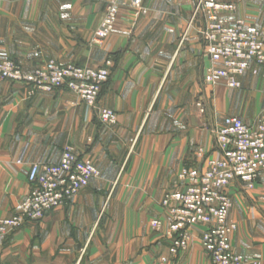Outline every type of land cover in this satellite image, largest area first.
I'll list each match as a JSON object with an SVG mask.
<instances>
[{"label":"crops","instance_id":"0c3cea01","mask_svg":"<svg viewBox=\"0 0 264 264\" xmlns=\"http://www.w3.org/2000/svg\"><path fill=\"white\" fill-rule=\"evenodd\" d=\"M112 1L120 4L115 31L97 44ZM197 1L145 0L148 14L138 16L122 0H0V52L26 73L49 61L102 68L112 59L98 104L118 115L117 125H105L67 88L32 96L28 85L0 79V219L29 194L32 165L59 164L67 147L101 171L43 221L12 232L0 264H211L204 227L188 251L170 255L162 202L184 189V168L205 169L200 152H214V133L227 117L259 124L264 66L242 76L240 90L206 84L212 63L200 26H189ZM238 1L240 13H264V0ZM229 195L234 252L264 264V176L250 192L233 183ZM155 219L165 223L161 234L151 227Z\"/></svg>","mask_w":264,"mask_h":264},{"label":"built area","instance_id":"2783aa9c","mask_svg":"<svg viewBox=\"0 0 264 264\" xmlns=\"http://www.w3.org/2000/svg\"><path fill=\"white\" fill-rule=\"evenodd\" d=\"M138 16H146L145 0H122ZM236 11L232 0H198L189 26L199 25L205 51L212 65L206 69L204 81L240 90V78L252 67L264 66V31L248 30L244 20L231 21ZM120 4H108L101 27L94 42L103 43L115 31ZM114 62L108 59L102 68L77 65L59 66L55 61L26 73L7 53L0 52V79L28 85L30 95L38 91L53 92L67 88L88 107L94 109L100 122L115 126L118 115L99 106L104 87L109 83ZM202 108V104H197ZM215 150L208 157L203 151L205 169L184 168L178 179L181 191L170 192L162 207L169 213L168 228L164 237L169 239V253L178 256L188 251L194 232L200 230L202 246L211 264H258L232 248V236L238 229L230 219L232 200L229 189L237 182L244 192L253 191L264 176V116L257 126L247 125L242 118L231 116L214 133ZM101 171L92 161L81 157L71 147L63 150L57 165H32L29 172L31 190L21 201L14 214L0 219V246L10 234L28 222L40 223L46 214L60 208L88 188ZM165 223L160 219L151 222L156 233H163ZM167 261V259H163Z\"/></svg>","mask_w":264,"mask_h":264},{"label":"rangeland","instance_id":"374dc122","mask_svg":"<svg viewBox=\"0 0 264 264\" xmlns=\"http://www.w3.org/2000/svg\"><path fill=\"white\" fill-rule=\"evenodd\" d=\"M232 1L236 6V11L234 13L230 14L229 19L231 21L244 20L246 25H247L248 30L258 29V30L264 31V28H263L264 27V13L261 12L258 16L255 13H253V14L252 13H249V14L240 13L239 12L240 11L239 1L238 0L237 1L232 0ZM232 206H233V204H232ZM262 208L264 209V207H262ZM158 234H161V233H158ZM236 254H238V253H236ZM240 255H242V254H240ZM244 256H246V255H244ZM246 257H248V256H246ZM248 258L251 259L250 257H248ZM251 260L253 262H257V260H254V259H251Z\"/></svg>","mask_w":264,"mask_h":264}]
</instances>
